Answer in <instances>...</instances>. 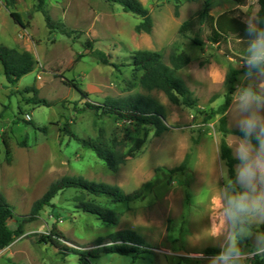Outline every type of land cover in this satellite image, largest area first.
I'll return each mask as SVG.
<instances>
[{"label":"rangeland","instance_id":"374dc122","mask_svg":"<svg viewBox=\"0 0 264 264\" xmlns=\"http://www.w3.org/2000/svg\"><path fill=\"white\" fill-rule=\"evenodd\" d=\"M12 1L9 7L7 0H0V46L29 52L36 61L33 72L15 86L7 82L0 64V194L13 207L15 217L29 215L34 203L64 177L118 186L125 194L143 189L144 198L114 203L75 189L63 191L52 207H44L37 220L25 225L23 236L0 251V264H212L218 254L207 250L226 248L230 230L222 214V199L244 190L250 197L264 196V174L257 171L247 189L239 180L232 188L220 154L219 116H208L223 104L226 75L233 66L241 73L227 112L229 127L241 130V121L255 112L258 120L251 134L264 140V70L245 71L250 64L242 52L251 42L229 35L215 44L205 23L187 35H181L180 28L204 7L214 17L228 13L257 28L259 0H140L153 18L149 34L136 33L142 21L139 16L104 0ZM12 12L21 16L25 27L14 22ZM194 39L201 45H195ZM88 43L104 51L110 65L88 56ZM138 51L157 52L167 64L171 54L187 53L191 62L179 74L197 100L195 107L174 105L161 91L142 89L141 73L132 65ZM67 80L76 81L91 102L99 104L136 93L150 95L165 107L169 130L157 136L143 126L80 112L86 100L66 85ZM244 89L261 96L248 110L240 107ZM68 123L78 138L96 140L102 134L124 152L148 136L138 155L112 172L93 151L67 134ZM4 139L10 142V162ZM242 141L247 140L227 137L237 159ZM188 154V168L174 172ZM258 154L264 156L262 144L253 146L254 166ZM79 198L117 212L120 222L112 225L84 212ZM244 223L255 230L247 228L250 235L241 238L237 264H251L256 237L263 234L259 229L264 212L246 217ZM8 224L17 228L14 219ZM53 226L65 235L67 246L82 252L98 250V256L81 262L77 255L63 257L52 245L39 243V236ZM124 231L136 233L148 244L147 253L136 262L132 256L101 251L111 244V235Z\"/></svg>","mask_w":264,"mask_h":264},{"label":"trees","instance_id":"16d2710c","mask_svg":"<svg viewBox=\"0 0 264 264\" xmlns=\"http://www.w3.org/2000/svg\"><path fill=\"white\" fill-rule=\"evenodd\" d=\"M104 1L121 6L126 13L139 16L142 21L136 26V33H151L153 29V18L149 10L140 0ZM7 5L12 7L14 2L12 0H7ZM259 5L260 11L258 13L257 29L264 28V0H259ZM11 17L15 23L21 27H25L18 13L12 12ZM201 23H205L209 26L211 30L210 41L215 44L220 43L229 35L251 43L256 36L255 33L249 34V25L243 23L241 20L230 16L228 13L222 14L219 17H214L210 14L208 7H204L196 17L185 21L180 28V34L187 35L193 32L197 24ZM193 43L198 46L201 45L199 40L194 39ZM86 47L88 56H92L103 65H110V58L104 51L94 48L91 43H88ZM242 55L248 58V50H244ZM190 62L191 58L185 52L171 54L169 57V64H167L163 61L161 54L157 52L138 51L134 54L132 65L141 73L139 83L142 89L148 92L154 90L161 91L172 104H181L192 108L195 107L197 100L179 74ZM0 64L3 67L7 82L15 86L22 77L33 72L36 61L29 52H21L17 49L0 46ZM258 70H261L259 65H250L245 69L248 73H253ZM240 73L241 72L233 66L229 68L225 79L227 92L224 96V102L208 116L209 119L219 116L218 129L222 134L220 142L221 159L226 163L229 179L234 189H236L237 182L236 166L240 164V160L234 156L232 148L227 142V137L229 135H234L250 141L255 147L261 145V141L257 136L250 133V136L245 137L244 131L231 129L229 127L227 112L233 101V96L237 91L238 76ZM66 85L74 88L82 96V99L86 100L85 106L78 109L80 112L92 111L99 117L114 118L116 121H125L143 126L148 131L154 130L157 136L169 130L166 123L165 107L150 95L136 93L126 98L108 99L99 104L91 102L89 93L83 90L76 81L67 80ZM35 93L37 94V91H35ZM41 102L46 105L48 104L45 101H40V103ZM38 130L42 132L46 131L45 129ZM65 130L67 134L74 138L83 148L93 151L112 172H118L121 166L125 165L131 159H134L145 145L148 136V133H146L144 138L137 140L128 151L124 152L116 141L111 143L106 140L102 134H100L96 140H86L78 138L72 132L69 123L66 124ZM3 144L6 149L7 161L10 162V142L8 139H4ZM190 159L191 155L188 154L182 165L174 169V172L186 170L190 163ZM69 189L79 190L82 193H87L95 197H103L114 203H131L144 198L143 189H139L131 194H125L118 186L96 184L80 177H64L53 183L47 192L34 203L29 215L15 217L13 207L7 202L5 197L0 194V251L6 249L18 238L23 236L25 234V225L37 220L44 207H52V201L57 195ZM234 194L238 193L235 191ZM78 201H80L81 208L84 212L96 216L99 220L112 225H117L120 222V215L117 212L94 202H85L82 198H79ZM13 219L17 225L15 230L8 224V222ZM242 226L250 230H255V228L249 224L244 223ZM259 232L264 234V225L260 227ZM109 240L111 244L101 250L104 254L132 256L133 261L136 262L142 255L147 253L148 244L134 232L124 231L115 233L110 236ZM66 242L65 235L57 226H53L48 233L39 236V243L52 245L59 250L60 255L63 257L77 255L80 257V261L83 262L86 261L88 257H97L99 254L98 250L93 252H82L70 248L66 245ZM103 242L104 240H100L98 243L102 244ZM207 252L209 254H219L221 251L218 249H209ZM251 264H264V254H255Z\"/></svg>","mask_w":264,"mask_h":264},{"label":"clouds","instance_id":"9594fccd","mask_svg":"<svg viewBox=\"0 0 264 264\" xmlns=\"http://www.w3.org/2000/svg\"><path fill=\"white\" fill-rule=\"evenodd\" d=\"M248 32L249 34H256L248 49V63L253 66L259 65L264 70V28L257 29L255 25L249 24ZM260 99L261 96L251 89H244L239 96L240 107L243 110H248ZM257 120L258 117L253 112L241 121V130L245 132V137L250 136ZM261 144L264 146V140L261 141ZM252 152L253 146L250 141H242L238 145L237 155L240 164L236 169V178L246 189L251 184L257 171L264 174V156L258 154L254 166L253 161L250 159ZM221 207L222 214L230 230L226 237L227 247L213 258L212 264H237L242 255L239 247L240 240L250 235L249 230L242 225L246 217L264 212V196L250 197L249 192L246 190L229 195L226 201L222 199ZM255 244V254H264V234L256 237Z\"/></svg>","mask_w":264,"mask_h":264}]
</instances>
